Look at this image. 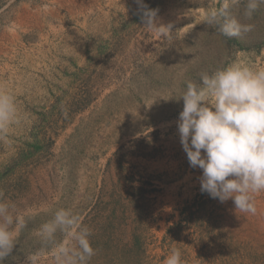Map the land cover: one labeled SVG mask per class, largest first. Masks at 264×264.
<instances>
[{"label": "rangeland", "instance_id": "374dc122", "mask_svg": "<svg viewBox=\"0 0 264 264\" xmlns=\"http://www.w3.org/2000/svg\"><path fill=\"white\" fill-rule=\"evenodd\" d=\"M219 3L144 0L158 26L171 25L162 40L143 25L136 0H0V86L26 116L0 138V191L26 206L73 207L93 246L108 228L120 236L136 228L132 203L117 191L133 174L152 182L147 199L161 238L202 175L180 142L183 100L167 98L229 62L264 67V6L254 31L227 39L202 23ZM220 204L227 228L264 237V193L256 216L236 212L231 199ZM46 218L29 224L5 264H24L40 247L31 230Z\"/></svg>", "mask_w": 264, "mask_h": 264}, {"label": "clouds", "instance_id": "9594fccd", "mask_svg": "<svg viewBox=\"0 0 264 264\" xmlns=\"http://www.w3.org/2000/svg\"><path fill=\"white\" fill-rule=\"evenodd\" d=\"M143 25L169 39L171 25L157 24V9L136 0ZM264 0H220L206 10L202 23L222 38L254 31L255 14ZM183 100L177 121L180 142L190 167L202 170L200 190L224 203L231 199L236 212L258 215L257 195L264 193V67L229 62L199 81L188 80L178 94ZM165 99V98H164ZM166 99V100H167ZM66 115V113H65ZM26 118L16 95L0 86V138ZM40 247L24 256V264H90L96 255L92 230L73 207L22 205L0 191V264H5L30 223ZM164 264H184L181 250L172 248Z\"/></svg>", "mask_w": 264, "mask_h": 264}, {"label": "trees", "instance_id": "16d2710c", "mask_svg": "<svg viewBox=\"0 0 264 264\" xmlns=\"http://www.w3.org/2000/svg\"><path fill=\"white\" fill-rule=\"evenodd\" d=\"M139 181L131 174L117 184L133 205L136 228H124L121 236L120 228H108L105 242L93 244L96 255L90 264H163L172 248L181 250L184 264H264V237L254 228H227L220 201L201 190L175 208L181 218L160 238L153 228L158 218L147 199L153 190L146 185L152 182Z\"/></svg>", "mask_w": 264, "mask_h": 264}]
</instances>
